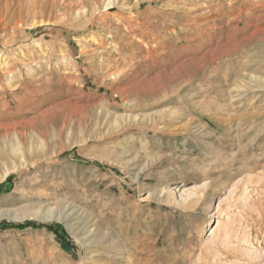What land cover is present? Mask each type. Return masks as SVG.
I'll list each match as a JSON object with an SVG mask.
<instances>
[{
    "label": "rangeland",
    "instance_id": "obj_1",
    "mask_svg": "<svg viewBox=\"0 0 264 264\" xmlns=\"http://www.w3.org/2000/svg\"><path fill=\"white\" fill-rule=\"evenodd\" d=\"M2 222L0 264L264 261V0H0Z\"/></svg>",
    "mask_w": 264,
    "mask_h": 264
},
{
    "label": "bare ground",
    "instance_id": "obj_2",
    "mask_svg": "<svg viewBox=\"0 0 264 264\" xmlns=\"http://www.w3.org/2000/svg\"><path fill=\"white\" fill-rule=\"evenodd\" d=\"M11 1V0H10ZM13 2V1H12ZM53 3V2H52ZM110 3V2H109ZM51 4V3H50ZM111 4V3H110ZM11 5H12V3H11ZM21 5V4H20ZM94 7V6H93ZM65 8V7H64ZM27 10V9H26ZM47 12V11H46ZM26 13H27V11H26ZM7 17V16H6ZM45 17V16H44ZM43 17V19H45ZM2 18H4V17H2ZM2 20V19H1ZM4 20V19H3ZM6 21V20H5ZM45 21V20H44ZM4 22H2V24H3ZM238 154V153H237ZM249 168V167H248ZM245 181V180H244ZM239 187V186H238ZM206 188H205V186H203V188H202V192L201 191H198V189H196L195 191H192V192H188L189 193V195L188 196H183L182 198L184 199V204L185 205H189L190 206V204H192V203H195L196 204V201L197 200H201V193H203L204 192V190H205ZM240 189V188H239ZM244 189V188H243ZM164 191V190H163ZM155 192V191H154ZM245 197V196H244ZM242 200H243V198H242ZM152 201V200H151ZM160 201V200H159ZM198 202V201H197ZM200 202V201H199ZM243 202V201H242ZM180 203H181V201H180ZM201 203V202H200ZM194 204V205H195ZM198 204V203H197ZM184 205V206H185ZM194 205H191V206H194ZM187 208V207H186ZM54 210L53 209H48L47 211H46V215H45V217L46 218H49V217H53V216H55L56 217V214L54 215ZM69 215V214H68ZM57 217H59V218H63L62 217V214H59ZM66 217H68V216H66ZM219 225V224H218ZM67 226H69V228H70V230H72L73 232H75L74 230L75 229H73L72 227V225L71 224H68ZM212 233H211V235L212 234H215L214 232H215V229L213 230V231H211ZM75 235V234H74ZM210 236V235H209ZM79 236H77V238H78ZM81 237H83V236H81ZM88 237V236H87ZM88 239H90V238H88ZM78 240H80V238L78 239ZM87 241V240H86ZM91 241V240H90ZM84 242V241H83ZM130 244V243H129ZM82 246H84V245H82ZM129 246V245H128ZM131 248V247H130ZM129 248V249H130ZM128 249V248H127ZM134 249H135V247H134ZM122 253H123V251H122ZM119 254L120 255V257L123 259L124 258V253L123 254ZM126 256V255H125ZM250 256H253L252 254H250ZM256 256V255H255ZM255 256H253L252 258H257V257H259L258 255L255 257ZM264 256V255H263ZM119 257V258H120ZM125 260V259H124ZM138 260V259H137ZM119 261H120V259H119ZM121 262H124L123 260L121 261ZM133 262V261H132ZM253 262V261H252ZM138 264V263H137ZM258 264H264V261L262 260L261 262H259Z\"/></svg>",
    "mask_w": 264,
    "mask_h": 264
},
{
    "label": "trees",
    "instance_id": "obj_3",
    "mask_svg": "<svg viewBox=\"0 0 264 264\" xmlns=\"http://www.w3.org/2000/svg\"><path fill=\"white\" fill-rule=\"evenodd\" d=\"M0 225H1L0 229L24 228L25 226H27V225H23V224H20V223H6V222H2ZM34 226L41 227L40 223L39 224H35Z\"/></svg>",
    "mask_w": 264,
    "mask_h": 264
}]
</instances>
